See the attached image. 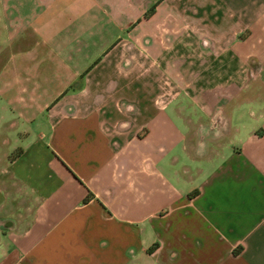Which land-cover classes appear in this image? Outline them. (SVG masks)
<instances>
[{
    "label": "crops",
    "instance_id": "crops-1",
    "mask_svg": "<svg viewBox=\"0 0 264 264\" xmlns=\"http://www.w3.org/2000/svg\"><path fill=\"white\" fill-rule=\"evenodd\" d=\"M0 7V264H264V0Z\"/></svg>",
    "mask_w": 264,
    "mask_h": 264
},
{
    "label": "rangeland",
    "instance_id": "rangeland-1",
    "mask_svg": "<svg viewBox=\"0 0 264 264\" xmlns=\"http://www.w3.org/2000/svg\"><path fill=\"white\" fill-rule=\"evenodd\" d=\"M0 10H1V7H0ZM1 34V33H0ZM2 36V34L0 35V38H2L1 37ZM4 58V55H0V62L2 61V59ZM3 103H4V100L3 99H1L0 98V130H1V127L3 126V124H4V122H5V120H6V118H3L4 116H3V112L5 111L4 109H3ZM41 115V114H40ZM42 116V115H41ZM35 122V121H34ZM32 126H35V123H32ZM13 152V151H12ZM21 193V194H23V196H25L26 198H25V200H24V203H25V205L27 206V208L28 207H30V206H32V204L35 202V199H33V198H29V196H28V194H26V192H25V190H24V188L22 187V185L20 184V183H18V193Z\"/></svg>",
    "mask_w": 264,
    "mask_h": 264
},
{
    "label": "trees",
    "instance_id": "trees-1",
    "mask_svg": "<svg viewBox=\"0 0 264 264\" xmlns=\"http://www.w3.org/2000/svg\"><path fill=\"white\" fill-rule=\"evenodd\" d=\"M153 10H154V4L149 7V9L146 12V14H150ZM19 152H20V147L17 150L13 151L11 153L12 155H10V157L12 158V157L16 156Z\"/></svg>",
    "mask_w": 264,
    "mask_h": 264
}]
</instances>
